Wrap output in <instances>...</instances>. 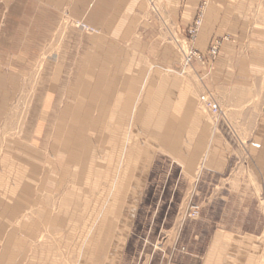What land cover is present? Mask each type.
Returning a JSON list of instances; mask_svg holds the SVG:
<instances>
[{
  "label": "rangeland",
  "instance_id": "374dc122",
  "mask_svg": "<svg viewBox=\"0 0 264 264\" xmlns=\"http://www.w3.org/2000/svg\"><path fill=\"white\" fill-rule=\"evenodd\" d=\"M210 4L202 0L191 27L201 14L205 19ZM225 6L233 14V35L200 53L204 63L183 62V50L197 51L191 27L184 40L168 39L181 72L186 69L187 100L196 111L186 114L191 123L176 135L152 128L158 122L171 125L165 119H155L151 128L145 122L148 99L141 98L140 122L134 123L135 113H116V102L92 96L83 83L59 112L56 106L42 111L49 91H55L56 73L63 78L57 86L61 101L77 84L75 66L60 65V55H78L75 32L70 31L73 49L59 48L67 45L66 32L100 33L90 25L97 33L83 31L77 25L85 23L75 19L63 20L55 33L47 26L40 63L32 59L24 66L19 87L13 84L0 99V264H182L185 254L203 250L204 236L222 219L262 221L264 231V184L260 162L253 161L264 154V0H231ZM217 42V54L210 55ZM16 68L8 67V77L16 78ZM133 134L139 143L130 145ZM171 141L180 155L171 152ZM195 153L192 169L181 157ZM142 169L130 220L115 201L119 215L112 210V201Z\"/></svg>",
  "mask_w": 264,
  "mask_h": 264
},
{
  "label": "crops",
  "instance_id": "0c3cea01",
  "mask_svg": "<svg viewBox=\"0 0 264 264\" xmlns=\"http://www.w3.org/2000/svg\"><path fill=\"white\" fill-rule=\"evenodd\" d=\"M228 1L231 0H211L199 36L192 41L199 53H207L214 40L224 35H233V14L225 8V2ZM201 2L202 0H0V99L9 96L8 91L10 87L13 88V84L19 87L26 70L24 66L29 67L32 59L40 63V55L42 57L46 48V35L50 32L47 26L52 25L55 33L56 27L61 26L63 20L75 19L95 27L100 33L90 36L77 29L66 32L67 45H60L59 48L73 49L74 41L70 31L75 32V36L79 37L75 43L77 48H74L78 50V55L75 58H71L72 54L60 55V65L75 66L76 77L72 80L77 84L75 88H67L65 101H61L57 86L63 78L56 73L55 91L50 92L51 87L49 88V102L44 103L42 111L51 112L52 107L56 106L55 111L59 112L62 103L67 101L68 94H80V84L83 83L89 85L92 96L116 102V113H135L134 123L140 122L138 115L141 113V98L148 99V104L145 105L147 109L144 111L148 115L144 118L145 122L151 123V128L155 119H165L164 122H171V125L163 128L158 122L152 128L160 133L163 130V135H176L177 130L185 128L183 124L190 120L186 114L193 115L196 111L195 106L187 100L190 93H187L184 81L187 77L186 69L183 67L185 72H181L178 53L168 39H185L186 30L193 24ZM13 66L17 67L15 79L14 74L8 77L11 74L7 72L8 67L13 69ZM195 68L202 71L197 65ZM45 74L46 72L41 77L39 75L43 82L46 80ZM90 112L85 111L87 114ZM105 112L107 111L104 110L103 113ZM179 115L186 116L178 117ZM175 123L177 126H174ZM165 139L163 137L164 145ZM221 139L217 138L218 146ZM45 142L43 147H46ZM130 142V145L136 142L135 134L130 136ZM169 143L173 146L172 153L181 154L175 150L178 149L177 142ZM198 157V153L187 156L183 154L181 160L193 169ZM255 160L260 162L258 167L264 184V154L256 159L253 157V161ZM225 163L223 159L221 166ZM144 174L143 169L140 170L139 178L135 173L132 174L131 183L126 190L123 188L121 197L114 196L112 210L116 214L119 215V208L117 211L113 208L115 202L120 207V215L133 220V210L139 196L138 186L142 183ZM123 176L125 179L128 177L126 173L122 174V179ZM123 212L126 214H122ZM260 223L262 228H259ZM262 223L255 224L247 217L222 219L216 229L204 236V241H201L203 250L199 254H185L182 264H264Z\"/></svg>",
  "mask_w": 264,
  "mask_h": 264
},
{
  "label": "built area",
  "instance_id": "2783aa9c",
  "mask_svg": "<svg viewBox=\"0 0 264 264\" xmlns=\"http://www.w3.org/2000/svg\"><path fill=\"white\" fill-rule=\"evenodd\" d=\"M202 22H203V14H201L198 17L197 22H195V24L190 28L189 32H190L192 41H195L197 39L200 28L202 26ZM77 26H78V28L82 29L83 31H85L89 34L97 33V31L94 28L90 27L87 24H78ZM219 44L220 43L217 42L213 46V49L210 52V55L214 56L217 54ZM192 51H193V49H190V51H188V52L183 50L184 60L186 61V64L188 65L193 60L204 63L205 57L203 55H201L200 53H198V51H193V52ZM208 106L212 109V113L215 114L216 117L221 115V110L219 108H217L216 106H212L211 103H208Z\"/></svg>",
  "mask_w": 264,
  "mask_h": 264
},
{
  "label": "bare ground",
  "instance_id": "6f19581e",
  "mask_svg": "<svg viewBox=\"0 0 264 264\" xmlns=\"http://www.w3.org/2000/svg\"><path fill=\"white\" fill-rule=\"evenodd\" d=\"M186 52H188V51H190V49H189V47H188V50H185ZM183 59H184V57H183ZM185 64H186V61L184 60L183 61ZM215 115V114H214Z\"/></svg>",
  "mask_w": 264,
  "mask_h": 264
}]
</instances>
